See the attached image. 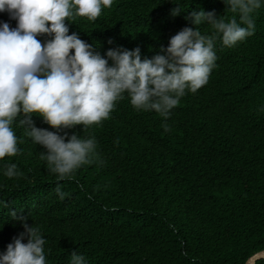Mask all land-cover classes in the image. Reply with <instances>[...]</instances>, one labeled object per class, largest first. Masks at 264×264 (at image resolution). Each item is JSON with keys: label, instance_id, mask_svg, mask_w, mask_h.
<instances>
[{"label": "trees", "instance_id": "trees-1", "mask_svg": "<svg viewBox=\"0 0 264 264\" xmlns=\"http://www.w3.org/2000/svg\"><path fill=\"white\" fill-rule=\"evenodd\" d=\"M200 10L226 21L234 15L222 0H113L95 21L66 24L101 55L139 47L143 59L163 55L182 28H196L185 17ZM253 19L244 41L226 47L217 40L207 83L186 92L166 121L135 110L125 96L99 125L64 130L97 142L98 162L71 180H58L39 158L45 149L14 125L23 142L16 156L0 160V253L24 230L13 211L40 227L46 264H71L73 251L85 264H245L264 249V0ZM5 22L16 27L0 12ZM12 163L22 176L5 177Z\"/></svg>", "mask_w": 264, "mask_h": 264}, {"label": "clouds", "instance_id": "clouds-1", "mask_svg": "<svg viewBox=\"0 0 264 264\" xmlns=\"http://www.w3.org/2000/svg\"><path fill=\"white\" fill-rule=\"evenodd\" d=\"M222 2L234 14L231 19L213 11H191L185 19L196 28L178 31L167 48L161 47L163 55L142 59L139 47L109 48L101 55L77 33L69 34L66 21H95L113 0H0V12L17 22L15 28L0 23V160L20 152L18 143L23 141L16 125L45 149L39 158L48 170L58 180H71L81 166L98 162L97 142L64 130L99 125L125 96L135 110L155 111L166 121L186 92L195 93L207 83L217 59V40L232 47L254 34L253 14L261 0ZM180 11L177 6L171 14ZM201 24L209 27V34L201 33ZM38 36L48 39L42 43ZM33 115L55 131L36 127ZM161 126L170 131L167 123ZM4 175L23 173L12 163L5 165ZM55 192L60 199L67 195L59 186ZM11 217L24 230L0 253V264H46L40 227L25 223L27 217L15 211ZM71 264H85V257L73 251Z\"/></svg>", "mask_w": 264, "mask_h": 264}, {"label": "water", "instance_id": "water-1", "mask_svg": "<svg viewBox=\"0 0 264 264\" xmlns=\"http://www.w3.org/2000/svg\"><path fill=\"white\" fill-rule=\"evenodd\" d=\"M260 254V255H257V254ZM255 257V258H254ZM264 258V249L262 250H259L255 253H253L252 255H250L247 260L245 261V264H255L256 261L260 260Z\"/></svg>", "mask_w": 264, "mask_h": 264}]
</instances>
